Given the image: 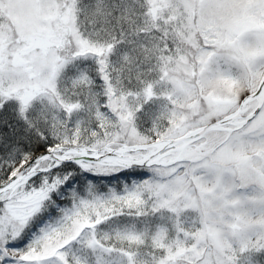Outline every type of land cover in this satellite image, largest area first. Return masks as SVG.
<instances>
[{
  "label": "snow or ice",
  "instance_id": "obj_1",
  "mask_svg": "<svg viewBox=\"0 0 264 264\" xmlns=\"http://www.w3.org/2000/svg\"><path fill=\"white\" fill-rule=\"evenodd\" d=\"M0 264H264V0H0Z\"/></svg>",
  "mask_w": 264,
  "mask_h": 264
}]
</instances>
